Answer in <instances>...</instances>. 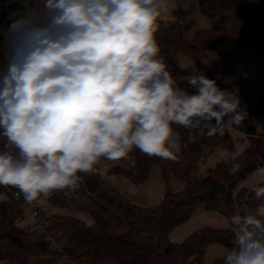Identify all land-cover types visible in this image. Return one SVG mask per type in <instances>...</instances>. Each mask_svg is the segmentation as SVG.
<instances>
[{
	"label": "clouds",
	"instance_id": "obj_1",
	"mask_svg": "<svg viewBox=\"0 0 264 264\" xmlns=\"http://www.w3.org/2000/svg\"><path fill=\"white\" fill-rule=\"evenodd\" d=\"M19 2L0 31V186L24 205L46 209L54 194L71 197L86 176L103 174V161L134 150L176 159V127L191 143L247 118L239 89L222 90L195 66L178 79L169 70L157 34L170 0ZM216 158L230 175L240 170L233 150L218 148ZM256 175L264 178V167ZM249 190L261 202L227 218L234 247L223 264H264V179Z\"/></svg>",
	"mask_w": 264,
	"mask_h": 264
},
{
	"label": "trees",
	"instance_id": "obj_2",
	"mask_svg": "<svg viewBox=\"0 0 264 264\" xmlns=\"http://www.w3.org/2000/svg\"><path fill=\"white\" fill-rule=\"evenodd\" d=\"M199 2L203 13L217 20L215 25L199 29L188 39L177 22L163 21L157 34L162 55L177 79L190 74L189 71L185 73L181 65V55L199 61L206 52L224 42L235 46L242 44L251 24L250 10L264 9V0ZM21 9L19 0H0V31L7 29ZM262 43L264 45V37ZM0 67H3L2 62ZM217 71L208 69L204 74L216 80L224 90L226 69ZM180 86L190 94L196 91L187 81H182ZM241 106L247 118L234 128L250 136V142L241 152L236 153L232 128L223 136H197L189 143V131L176 127L181 142L176 159L149 157L134 150L118 161H103L100 166L103 174L86 176L76 194L68 197L58 193L50 198L49 204L65 213L53 214L52 219L47 220L46 231L32 229L30 225L21 226L25 208L29 206L24 205L15 189L0 186V193L10 198V202L0 203V264H205L209 245L219 243L233 248L234 236L228 226H204L177 242L169 235L202 203L206 210L226 215L218 207L220 201L252 208L261 202L255 199L250 187H241L233 195L241 180L258 167H264V124L258 129L255 122V118L264 116V105L249 112L242 101ZM221 147L235 152L240 170L230 175V164L217 161L203 172V166ZM156 167L167 183L175 179L181 187L176 191L167 189L162 202L155 206H131L106 182L109 175H122L140 184L149 179ZM218 182L225 183V191L209 194L208 190ZM36 209L42 214L41 208ZM47 235L53 240H48ZM55 243L62 251L57 250ZM50 255L52 257L48 258ZM215 264H223L221 257Z\"/></svg>",
	"mask_w": 264,
	"mask_h": 264
},
{
	"label": "rangeland",
	"instance_id": "obj_3",
	"mask_svg": "<svg viewBox=\"0 0 264 264\" xmlns=\"http://www.w3.org/2000/svg\"><path fill=\"white\" fill-rule=\"evenodd\" d=\"M256 8H252L249 12L251 24L248 26L246 38L242 44L235 46L232 43L224 42L206 52L199 61L191 60L184 55L180 56L181 65L186 70L185 73L191 72L193 66L203 73L208 69L220 71L221 68L225 67L224 90L239 89L240 100L248 112L253 109L258 110L264 105V45L262 43L264 37V9ZM164 21L177 22L182 27L184 36L188 39H191L199 29L217 23L215 18L203 13L199 0H170L169 13ZM263 121L264 116L255 118L258 129L262 128ZM232 129L236 153H239L250 142L248 139L250 136L234 127ZM217 161L216 156L212 157L203 166V172H205V168L214 166ZM262 179L264 178L258 177L256 172L250 173L247 178L239 182V185L233 190V195L235 196L241 187H250V185ZM106 182L129 205L136 204L145 207L161 203L167 189L176 191L181 187V183L175 179H171L167 183L157 167L152 170L149 179L140 184H136L122 175H109ZM242 206L234 202L226 204L220 201L218 207L225 211L226 215H224L222 212L218 213L215 210H206L202 203L185 222L186 224H181L182 227L177 228L175 233H172V230L169 236L170 238L172 236L173 239H171L177 242L203 226H221L224 224V220L219 218L220 216H223L227 221V218L234 214L238 207ZM201 211L217 212V214L210 216L201 213ZM63 213H65V210L51 205L46 209H42V217L47 218V220L52 219L53 214ZM32 222V216L26 214L20 221V225H30L31 227ZM220 247L222 246L211 245L208 248L205 264L211 263L210 258H212L213 251Z\"/></svg>",
	"mask_w": 264,
	"mask_h": 264
},
{
	"label": "built area",
	"instance_id": "obj_4",
	"mask_svg": "<svg viewBox=\"0 0 264 264\" xmlns=\"http://www.w3.org/2000/svg\"><path fill=\"white\" fill-rule=\"evenodd\" d=\"M15 196H18V193H15ZM25 212L26 214H29L30 216H32L33 218V222L31 225L32 229H36V230H42V231H46L47 228V218H43L42 214L39 212V210H37L36 208H31V207H26L25 208ZM47 239L48 240H53V238L50 235H47ZM55 247H57V250L62 251V248L59 247L58 243H55ZM44 258V256H42ZM52 255L48 256V258H51Z\"/></svg>",
	"mask_w": 264,
	"mask_h": 264
},
{
	"label": "crops",
	"instance_id": "obj_5",
	"mask_svg": "<svg viewBox=\"0 0 264 264\" xmlns=\"http://www.w3.org/2000/svg\"><path fill=\"white\" fill-rule=\"evenodd\" d=\"M256 172V171H255ZM246 187H248V186H246ZM201 213H203V214H207V215H210V216H214L215 215V213L217 214V212H210V211H201ZM219 213V212H218ZM220 215H223V214H220ZM219 215V216H220ZM219 218H221L222 220H224V224L223 225H221V226H211V227H226L227 226V223H226V220H225V218L223 217V216H220ZM186 224V223H185ZM183 225V224H182ZM182 225H179V226H177L173 231H172V233H175L176 231V229L177 228H180V227H182ZM204 227V226H203ZM187 237V236H186ZM171 238L173 239V237L171 236ZM211 245H221L222 247H220V248H216V251H213V254H212V258H210V261H211V263H209V264H215V260L217 259V258H219V257H221L222 255H223V253L226 251V250H229L227 247H225L224 245H222V244H219V243H213V244H211ZM211 245H209V247L211 246ZM208 247V248H209ZM208 250L209 249H207V253H206V255L208 254Z\"/></svg>",
	"mask_w": 264,
	"mask_h": 264
},
{
	"label": "water",
	"instance_id": "obj_6",
	"mask_svg": "<svg viewBox=\"0 0 264 264\" xmlns=\"http://www.w3.org/2000/svg\"><path fill=\"white\" fill-rule=\"evenodd\" d=\"M225 189H226L225 183L224 182H218L208 190V193L209 194H218V193H222L223 191H225Z\"/></svg>",
	"mask_w": 264,
	"mask_h": 264
}]
</instances>
